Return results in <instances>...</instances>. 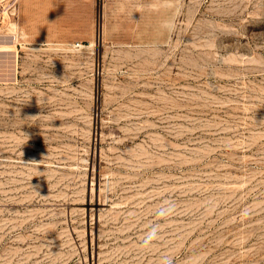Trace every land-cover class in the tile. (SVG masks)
Segmentation results:
<instances>
[{
	"label": "rangeland",
	"instance_id": "374dc122",
	"mask_svg": "<svg viewBox=\"0 0 264 264\" xmlns=\"http://www.w3.org/2000/svg\"><path fill=\"white\" fill-rule=\"evenodd\" d=\"M0 264H264V0H0Z\"/></svg>",
	"mask_w": 264,
	"mask_h": 264
}]
</instances>
